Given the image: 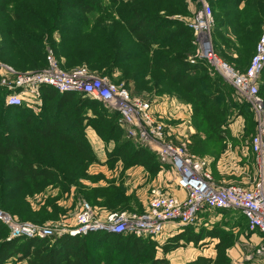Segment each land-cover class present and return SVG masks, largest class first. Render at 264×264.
I'll return each mask as SVG.
<instances>
[{
  "label": "trees",
  "instance_id": "obj_1",
  "mask_svg": "<svg viewBox=\"0 0 264 264\" xmlns=\"http://www.w3.org/2000/svg\"><path fill=\"white\" fill-rule=\"evenodd\" d=\"M26 1L0 0V39L3 41L0 55L2 60L23 70L45 67L47 64V53L45 55L42 52L43 43L32 32L39 26L35 19L41 17L27 6ZM221 1L218 0L222 12L214 15V47L230 63L237 62L236 70L245 72L261 36L245 69L242 57L250 56L253 38L261 33L263 24L261 21H250L248 15L240 16L247 12L248 6L244 12L239 10L245 0ZM56 2L57 9L61 5L79 12L78 22L70 17L66 22L77 29L79 37L90 41L89 35H98L101 40L98 44L86 43L87 48L79 52L74 33L71 40L58 49L57 55L65 57L69 66L76 67L87 62L91 69L99 70L105 76L112 77L121 65L130 62L131 76L127 79L144 82L145 77L150 75L158 96L174 95L181 102L191 105L192 123L196 131L191 138L190 150L193 154L219 158L230 137L229 127L239 117L245 121L244 137L251 141L256 135V115L234 87L219 74L212 73L206 62L198 60L194 64L188 60L194 54V32L185 23L153 14L140 6H132L118 12L119 22L123 25L121 28H108L100 19L98 0ZM256 6L262 9L261 5ZM226 7L233 10H225ZM255 9L251 7V11ZM257 10L254 14L262 16ZM18 23L27 29H18ZM249 27H253L255 32L251 33ZM142 57H148L149 60L144 68L137 69L135 63ZM263 76L264 72L261 78ZM260 81L259 91L264 97V80ZM2 97L0 179L6 187L15 186L19 192L26 188L39 191L49 184L68 186V183L84 177L88 168L98 161L84 136L86 127H91L104 142H115L114 149L108 153L109 163L122 161L127 169L143 167L155 175L161 171L158 156L147 147L134 145L124 139L119 113L109 112L100 101L77 93L61 94L54 88L45 87L42 89L44 110L37 117L23 106L7 107ZM3 114L7 117L4 118ZM5 120H9L10 124L7 125ZM105 193L111 206L127 200L125 189L111 187ZM88 199L93 200V197L89 196ZM215 211L232 218H242L247 230L255 233L250 230L247 219L241 213L233 210ZM195 227L184 228L164 243L151 237L106 232L86 236L10 240L6 236L8 229L0 222V264H171L167 258L169 254L183 245H203L202 242L208 239L218 241L215 246L216 257L199 256L185 264H239L227 253L232 240L227 232L220 227L211 230L201 228L199 231Z\"/></svg>",
  "mask_w": 264,
  "mask_h": 264
},
{
  "label": "built area",
  "instance_id": "obj_2",
  "mask_svg": "<svg viewBox=\"0 0 264 264\" xmlns=\"http://www.w3.org/2000/svg\"><path fill=\"white\" fill-rule=\"evenodd\" d=\"M214 24L212 8L204 3L196 12L194 25L191 26L202 48V58L217 66L220 75L234 87L239 96L251 104L256 115L257 133L249 144L254 156L253 182L247 187L218 184L213 177L211 161L189 151L190 137L194 131L190 122L186 127V141L172 143L167 139L172 134L171 126L164 123L160 115V120L155 117V113H158L155 106L159 104L157 100L154 105L153 101L134 98L123 85H117L107 76L96 75L85 65L63 70L50 52L47 56L48 67L42 71L19 73L9 65L0 66V73L13 77L12 83L5 80L0 82V87L6 89L5 105H41L42 89L45 87L54 88L61 94L77 93L102 102L119 113L120 126L130 138H139L156 151L161 171L170 174L176 187L186 196L181 199L170 189L157 186L152 190L146 213H109L103 218L99 217L96 209L84 202L75 215V225L63 224L60 234L46 225L14 221L0 210V220L10 229V239H46L106 232L151 237L160 241L163 235L197 226L203 214L215 210L241 213L247 219L250 230L261 233L264 238V97L259 91V80L264 72V34L259 39L249 67L242 72L222 62L215 54L211 38Z\"/></svg>",
  "mask_w": 264,
  "mask_h": 264
},
{
  "label": "rangeland",
  "instance_id": "obj_3",
  "mask_svg": "<svg viewBox=\"0 0 264 264\" xmlns=\"http://www.w3.org/2000/svg\"><path fill=\"white\" fill-rule=\"evenodd\" d=\"M56 1L57 0L26 1L27 6L32 8L34 13L36 12V15L41 17V19H35L40 27L38 26V29L35 31L32 30V32H34L41 39V42L43 43L42 52L45 55L47 53V56L50 52H52L59 68L63 70H68L69 68L73 69L85 65L96 75L105 76L103 75V72L91 69L87 62H83L80 65L77 64L76 67L69 66L66 63L65 57H62V55H57L56 52H58V49L60 47L62 48V46L69 42L74 33L77 36L76 47L78 48L79 52H82L87 48L86 43L88 42H90V45L91 43L98 44L100 37L98 35H89L90 41L79 37L76 34L77 29L73 25H70V23H66L68 17L75 19L78 22V18L80 17L79 12L77 10H68L61 5H59V9H57ZM204 3H208L210 6H212L214 12L213 16L219 15L222 12V8L219 6L220 2H218V0H139L138 2L132 0H98V8L100 19L101 21L105 22V27L108 28L114 26H119L121 28L123 25L119 22L118 12L132 6H140L143 9L152 12L153 14L168 16L169 19L185 23V25L191 28L194 32V40L192 41V45L194 46V54H192L188 60L194 64L198 60H202L207 63V66L212 73L220 75L217 66L202 58V48L197 41L194 28L191 27L194 25L196 12L202 8ZM257 4L261 5L262 9L257 8ZM246 6H248L247 12L245 11L246 14H240V16L248 15L250 21L251 19L253 21L256 20L254 22L261 21L263 26L261 28V33L259 35L257 34L256 38H253L250 56L242 57L243 59L241 61L243 62V69L248 66L250 58L254 54L255 45L259 36L264 34V0H245V2L241 4L239 10L244 12L243 10L246 8ZM251 7H255V11L258 9L257 11L262 13V16L258 14L255 15V11H251ZM226 8L227 9L225 10H233L228 7ZM223 12L228 13V11ZM250 14H252V17ZM0 20H2V18H0ZM215 24L211 32L214 52L219 60L236 69L237 62L235 63L236 65L230 63L228 60L220 56L214 47L213 30L216 26ZM16 26L21 30L22 28L27 29L20 23H18ZM92 26L93 23L91 27ZM249 30L251 33L255 32L253 27H249ZM2 42L3 41L0 39V48H2ZM45 55L43 58H45ZM18 57L19 56H17L16 59ZM148 60V57H142L139 61H137L135 63L137 69L144 68ZM1 65H9L19 73L27 71L38 72L48 67V64H46L45 67L38 66V68H26L27 70H23V68L12 65L6 60H2L0 55V66ZM153 74L155 76V72ZM130 76L131 62L130 64L127 63L121 65V68L116 70L112 77H107L119 86L123 85L130 91L134 98L153 101L155 105V100H158V94L156 86H154L152 80L149 77L150 75L145 77L144 82L127 79V77ZM263 77H260V82H263ZM4 80L12 83L13 77L0 73V82ZM5 91V88L0 87V97L2 98V103V96H5ZM245 101L250 106V108H252L251 104L247 102V100ZM105 106L109 112H113L110 107L107 105ZM23 107L31 110L33 114L38 117L44 110V101L41 105ZM3 117L6 118L7 115L3 114ZM155 117L159 119V113H155ZM66 118H63V120ZM5 122L7 125L10 124L9 120H5ZM191 124L193 126L192 117ZM121 129L123 130L124 139L130 140L134 145L145 146L157 155L156 151H154L149 145L141 142L139 138H130L127 131L122 127ZM84 136L98 158V161L88 168L84 177H80L75 182L68 183V186H63L62 184H49L44 186L39 191H29L26 188L22 192H19L20 190L18 191L15 186L6 187L1 183L2 179H0V210L6 216L11 217L17 222H30L40 226L46 225L52 227L56 231V234H60V232L63 230V224L65 223L69 225H75V215L79 212L81 205L84 202L96 209V212L100 218H103L109 213H126L127 215H141L146 213L149 209L152 190L157 187L158 174H151L143 167H133L127 169L125 168L122 161L109 163L108 153L114 149L115 142H104L91 127H86L84 129ZM156 142L160 143V141ZM111 187L118 188L119 190L125 189L127 200L125 202L124 200L118 201L115 206L109 205L108 201L106 200L107 196L105 191ZM89 196L93 197V200H89ZM3 203L5 204L1 205ZM0 222L8 229L6 236L9 237L8 239H10L11 232L9 227L1 220ZM213 227H220L221 230H224L232 237L230 247L227 249V253L229 256H231L235 263L264 264V238L261 239L259 236H255L254 233L248 231L242 218H239L238 216H236V218H232L231 216L214 211L211 212L206 218H201V221L195 228L197 231H199L201 228L211 230ZM166 237L167 236L165 235L161 236L160 241L164 243L166 241ZM205 241L202 242L203 248L202 244L183 245L177 251L180 252L179 254H171L167 256V258L171 264H185L188 262L186 260L196 257L197 254L203 250L209 251L210 254H212L211 256L215 258L217 255L215 250L217 243H215L214 246H211V244L215 241H218L214 240V242H212L210 239ZM212 248L214 252L211 250ZM158 256L161 257L162 254L159 253Z\"/></svg>",
  "mask_w": 264,
  "mask_h": 264
},
{
  "label": "crops",
  "instance_id": "obj_4",
  "mask_svg": "<svg viewBox=\"0 0 264 264\" xmlns=\"http://www.w3.org/2000/svg\"><path fill=\"white\" fill-rule=\"evenodd\" d=\"M157 101H159V104L156 106V110L158 111L162 121H164V123L171 126L172 128V134L169 135L167 139L175 144H181L183 141H186V127L189 122L191 123L192 117L191 105L185 104L178 100L176 96L168 94L159 95ZM244 127V119L242 117L236 118L229 127L230 137L226 140V149L219 156V158L216 159L213 156L209 155L204 156L211 161L213 177L218 184L227 183L247 187L255 179L254 158L253 154L248 148L250 144V138L248 139L244 137ZM195 132L196 131L194 129V131L192 132L193 135L195 134ZM191 138L192 136L190 137L189 143L190 152V146L192 145ZM232 138L233 140H235V142H233ZM157 186H164L170 189L176 196L181 199H184L186 196L185 192L176 187V184L173 182L172 176L166 172L160 171L158 173ZM210 213L211 212H209V214ZM207 216L208 214L205 213L201 217L202 219H204ZM179 232H181V230L176 231V233H169V235L166 234L165 236L167 237L165 239L167 240L169 237ZM254 234L255 236H259L261 239H263V235L261 233L255 232ZM215 243L217 242L215 241L211 244V246H214ZM213 248L211 250L214 252ZM177 251L178 250L172 252L171 254H179L180 252ZM211 255L212 254H210L209 251L203 250L202 252L198 253L196 257L186 261L195 260L199 256L212 257Z\"/></svg>",
  "mask_w": 264,
  "mask_h": 264
}]
</instances>
